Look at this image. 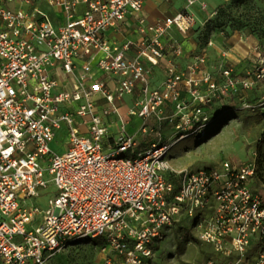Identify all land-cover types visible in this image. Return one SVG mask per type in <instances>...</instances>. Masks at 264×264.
<instances>
[{
	"label": "built area",
	"instance_id": "obj_1",
	"mask_svg": "<svg viewBox=\"0 0 264 264\" xmlns=\"http://www.w3.org/2000/svg\"><path fill=\"white\" fill-rule=\"evenodd\" d=\"M3 1L16 7L0 6V264H50L60 251L99 239L124 264H153L165 228L183 213L218 254L237 256L227 264L246 261L253 238L264 239V198L249 184L254 167L225 161L175 172L168 155L187 133L131 157L138 143L128 122L115 134L109 128L129 96L127 116L143 119L138 133H148L147 120L165 119L168 106L184 108L182 84L199 106L189 129L208 121L198 88L209 75L197 77L205 56L188 64L186 77L177 62L183 48L171 36L188 34L193 8L208 4L186 0L152 22L146 0ZM128 21L137 39L108 37ZM64 126L67 149L57 154L51 143ZM51 183L56 193L44 205ZM105 264L116 262L108 256Z\"/></svg>",
	"mask_w": 264,
	"mask_h": 264
},
{
	"label": "rangeland",
	"instance_id": "obj_2",
	"mask_svg": "<svg viewBox=\"0 0 264 264\" xmlns=\"http://www.w3.org/2000/svg\"><path fill=\"white\" fill-rule=\"evenodd\" d=\"M204 1L208 4L206 10L193 8L197 16L195 27L186 35L178 32L172 37L183 52H188L187 57L178 60V67L186 77L188 64L205 56V64L197 77L209 75L208 85L198 88L199 94L208 100L200 106L208 121L189 129L188 119L199 106L182 84L180 101L184 108L168 106L163 112L165 119L147 120L148 133H138L143 119L127 116L134 105L129 96L119 107V115L110 117L109 128L115 134L123 121L128 122L126 128L135 134L139 145L129 152L131 157L160 139L172 143L187 133L188 139L179 141L169 152L170 170L218 167L225 161L236 166L249 164L255 168L250 187L264 198V0ZM186 6V0L177 3L178 8L183 7L181 10ZM170 11L176 10L171 8ZM187 42L193 46L188 50L184 49ZM226 71L230 75H226ZM68 140L64 126L51 143V149L57 154L64 153ZM55 193L56 188L51 183L42 192V203L45 205ZM180 218L169 229L165 228L164 239L154 248L153 264H209L210 261L227 264L237 260L235 255L218 254L205 243L194 219L186 213ZM262 251L264 240L253 238L246 261L241 264H256ZM105 255L114 257L115 253L99 239L60 251L50 264H105Z\"/></svg>",
	"mask_w": 264,
	"mask_h": 264
},
{
	"label": "crops",
	"instance_id": "obj_3",
	"mask_svg": "<svg viewBox=\"0 0 264 264\" xmlns=\"http://www.w3.org/2000/svg\"><path fill=\"white\" fill-rule=\"evenodd\" d=\"M178 1L179 0H169V1L146 0L144 13L146 14V16L148 17V19L150 21L155 22L157 20L162 19L163 17L174 15L177 12H179L184 6L182 8H180V7L178 8L177 7ZM0 6H8L11 8L16 7V6H14V4H7L3 0H0ZM171 8L175 9L176 11H170ZM51 15H52L56 25H58L59 22H57L56 17H59V14H56L55 11L54 12L51 11ZM134 28H135V23L132 21H128L126 25H124L120 28V30L111 31L109 33L110 36H108V37L111 38L112 40L118 41V42H123L126 39H131V38L137 39V35L134 32ZM176 34H178V32L176 30H173L171 32V36H175ZM191 47H193L192 44L187 42L184 49L188 50ZM187 53L188 52H184V56L182 58L187 57ZM182 58L177 59V62L179 63L178 60H180ZM163 78H164L163 70L157 69L155 72V76H154V83L156 85H158L163 80ZM146 148H148V147H143L142 149L145 150ZM106 256L107 255H105V258H106ZM113 258L115 259L116 264H124V260L122 257L115 254V256Z\"/></svg>",
	"mask_w": 264,
	"mask_h": 264
},
{
	"label": "trees",
	"instance_id": "obj_4",
	"mask_svg": "<svg viewBox=\"0 0 264 264\" xmlns=\"http://www.w3.org/2000/svg\"><path fill=\"white\" fill-rule=\"evenodd\" d=\"M261 240H264V239H261ZM88 243V242H87ZM87 243H84V244H87ZM78 245H81V244H75L74 246L72 247H75V246H78Z\"/></svg>",
	"mask_w": 264,
	"mask_h": 264
},
{
	"label": "bare ground",
	"instance_id": "obj_5",
	"mask_svg": "<svg viewBox=\"0 0 264 264\" xmlns=\"http://www.w3.org/2000/svg\"><path fill=\"white\" fill-rule=\"evenodd\" d=\"M188 139V137H185L183 140Z\"/></svg>",
	"mask_w": 264,
	"mask_h": 264
}]
</instances>
